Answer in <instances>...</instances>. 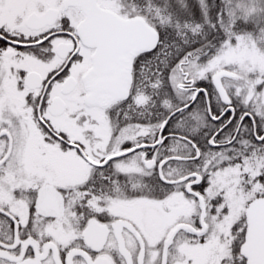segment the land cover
<instances>
[{
	"label": "snow or ice",
	"instance_id": "1",
	"mask_svg": "<svg viewBox=\"0 0 264 264\" xmlns=\"http://www.w3.org/2000/svg\"><path fill=\"white\" fill-rule=\"evenodd\" d=\"M0 264H264V0H0Z\"/></svg>",
	"mask_w": 264,
	"mask_h": 264
}]
</instances>
